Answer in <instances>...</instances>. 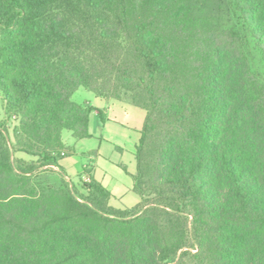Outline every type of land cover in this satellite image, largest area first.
Returning <instances> with one entry per match:
<instances>
[{"label":"trees","instance_id":"1","mask_svg":"<svg viewBox=\"0 0 264 264\" xmlns=\"http://www.w3.org/2000/svg\"><path fill=\"white\" fill-rule=\"evenodd\" d=\"M251 41L264 63V0H0V95L19 119L13 139L0 122V264H264ZM80 87L146 111L133 207L93 177L31 188L72 153L64 130L91 137Z\"/></svg>","mask_w":264,"mask_h":264},{"label":"crops","instance_id":"2","mask_svg":"<svg viewBox=\"0 0 264 264\" xmlns=\"http://www.w3.org/2000/svg\"><path fill=\"white\" fill-rule=\"evenodd\" d=\"M96 97L95 104L84 103L94 108L90 114L91 137L85 139L74 137L76 141H73L71 138L65 140L63 136L66 146L71 147L72 153L63 156L59 160L60 167L55 168L60 169L66 179L72 182L74 178L76 182H80L93 177L111 192L112 206L129 208L125 206L136 205L140 201L139 195L134 191L133 175L137 171L136 151L146 111L125 101L107 100L97 95ZM99 111L104 113V120ZM98 120L104 129L101 134L95 128L100 127ZM95 138L98 139V146L88 147L86 142ZM128 150L131 154L130 166L123 162Z\"/></svg>","mask_w":264,"mask_h":264},{"label":"rangeland","instance_id":"3","mask_svg":"<svg viewBox=\"0 0 264 264\" xmlns=\"http://www.w3.org/2000/svg\"><path fill=\"white\" fill-rule=\"evenodd\" d=\"M249 58L251 62L252 69L255 71V73L264 81V63L262 62V56L260 51L257 50L255 47V43L251 41V45L249 47ZM72 100L84 104H95L97 101L96 94L84 87H80L72 96ZM0 122H5L6 128L9 130V136L11 139H13V132L15 127L19 123V119L15 116H9L6 112V109L4 107V101L2 98V95H0ZM100 123V127L96 126L97 132L100 134L103 133V126L100 120H98ZM95 124V118L93 119V126ZM94 130V127H93ZM99 135V134H98ZM64 139L67 140L68 138H71V140L76 141L74 136L72 135V132L69 130L63 131ZM88 143V147H95L98 146V139L90 140ZM114 143L117 144L116 141ZM129 150L127 153H125L124 161L126 164L130 166V156ZM16 157L23 158L27 160H31L32 157L26 155L25 153H16ZM132 180V178H130ZM89 180V179H87ZM87 180H81L80 182H76L75 178L73 179V182L70 180H67L66 177L63 175V172L60 169L55 168V166H44L43 168H39L34 172L32 175V184L31 188L35 191H37L40 195H46L50 189H60L63 187V181H66L70 184L71 189H75L76 191H79V193H87V189L84 188L83 182ZM135 205H128L125 207H133ZM117 207V206H116ZM123 208V207H119Z\"/></svg>","mask_w":264,"mask_h":264}]
</instances>
